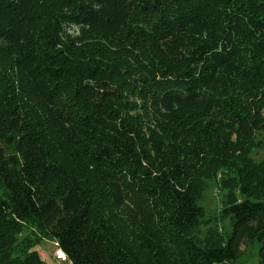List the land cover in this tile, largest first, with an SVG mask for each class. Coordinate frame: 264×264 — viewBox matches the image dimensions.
Masks as SVG:
<instances>
[{"label":"trees","instance_id":"16d2710c","mask_svg":"<svg viewBox=\"0 0 264 264\" xmlns=\"http://www.w3.org/2000/svg\"><path fill=\"white\" fill-rule=\"evenodd\" d=\"M259 133L264 0H0V264H45L31 227L69 264H264ZM231 162L230 231L201 235Z\"/></svg>","mask_w":264,"mask_h":264},{"label":"rangeland","instance_id":"374dc122","mask_svg":"<svg viewBox=\"0 0 264 264\" xmlns=\"http://www.w3.org/2000/svg\"><path fill=\"white\" fill-rule=\"evenodd\" d=\"M74 23L63 24L62 31L66 32L70 39H78L81 37L80 27ZM61 31V37L64 38V33ZM154 112L153 120L160 121L163 114L166 112L159 107H151ZM261 142L260 147L253 150L250 154L251 159L255 162L264 160V134H257L255 136ZM234 162L226 168H215L212 165L207 166L203 170V176L199 182V196L198 201L204 210V224L200 226L199 232L201 235L205 233L208 227L213 231L221 234L230 231V220L223 214V207L226 205L227 200L231 193L235 195V174ZM25 237L28 242L33 243L35 251L39 253L40 258L45 264H69L56 262L53 257V252L56 249V241L42 236L34 228H26L17 235L18 239ZM239 262L241 264H257L258 256L256 248L253 245L243 248V255Z\"/></svg>","mask_w":264,"mask_h":264},{"label":"built area","instance_id":"2783aa9c","mask_svg":"<svg viewBox=\"0 0 264 264\" xmlns=\"http://www.w3.org/2000/svg\"><path fill=\"white\" fill-rule=\"evenodd\" d=\"M57 246V244H56ZM53 257L56 261L60 262V263H66L67 261V257L65 256V254L58 248V246L56 247V249L53 252Z\"/></svg>","mask_w":264,"mask_h":264},{"label":"crops","instance_id":"0c3cea01","mask_svg":"<svg viewBox=\"0 0 264 264\" xmlns=\"http://www.w3.org/2000/svg\"><path fill=\"white\" fill-rule=\"evenodd\" d=\"M56 262H58V261H56Z\"/></svg>","mask_w":264,"mask_h":264}]
</instances>
